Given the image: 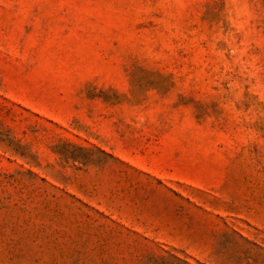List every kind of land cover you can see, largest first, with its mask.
Wrapping results in <instances>:
<instances>
[{
	"label": "rangeland",
	"instance_id": "rangeland-1",
	"mask_svg": "<svg viewBox=\"0 0 264 264\" xmlns=\"http://www.w3.org/2000/svg\"><path fill=\"white\" fill-rule=\"evenodd\" d=\"M0 264H264V0H0Z\"/></svg>",
	"mask_w": 264,
	"mask_h": 264
}]
</instances>
